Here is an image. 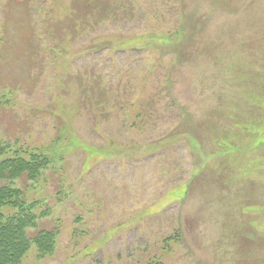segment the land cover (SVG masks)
Segmentation results:
<instances>
[{
	"label": "rangeland",
	"instance_id": "rangeland-1",
	"mask_svg": "<svg viewBox=\"0 0 264 264\" xmlns=\"http://www.w3.org/2000/svg\"><path fill=\"white\" fill-rule=\"evenodd\" d=\"M4 143L22 264H264V0H0Z\"/></svg>",
	"mask_w": 264,
	"mask_h": 264
},
{
	"label": "trees",
	"instance_id": "trees-1",
	"mask_svg": "<svg viewBox=\"0 0 264 264\" xmlns=\"http://www.w3.org/2000/svg\"><path fill=\"white\" fill-rule=\"evenodd\" d=\"M9 144H0V154ZM13 152V156L0 159V264H22L33 243L40 257L52 254L59 236L57 227L28 232L37 226L39 215L35 209L41 201H27L23 189L14 185L21 177L36 180L50 164L49 158L28 147ZM146 264L165 263L153 260Z\"/></svg>",
	"mask_w": 264,
	"mask_h": 264
}]
</instances>
